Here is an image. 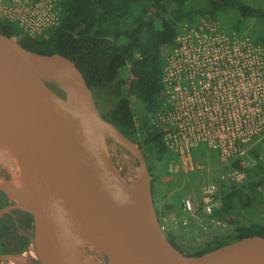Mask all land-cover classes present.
Instances as JSON below:
<instances>
[{
    "label": "water",
    "instance_id": "1",
    "mask_svg": "<svg viewBox=\"0 0 264 264\" xmlns=\"http://www.w3.org/2000/svg\"><path fill=\"white\" fill-rule=\"evenodd\" d=\"M39 66L55 74V84ZM119 148L138 165L133 183L119 169ZM0 153L6 179L13 174L25 186L38 264H81L66 246L64 223L104 248V264H264L260 234L198 255L175 247L160 226L142 149L101 115L76 62L1 32ZM6 179L0 190L7 194Z\"/></svg>",
    "mask_w": 264,
    "mask_h": 264
},
{
    "label": "trees",
    "instance_id": "2",
    "mask_svg": "<svg viewBox=\"0 0 264 264\" xmlns=\"http://www.w3.org/2000/svg\"><path fill=\"white\" fill-rule=\"evenodd\" d=\"M59 6V23L49 28L45 36L25 34L17 24L6 20H0V32L15 36L29 50L58 52L74 60L101 115L142 149L152 176L149 161L160 165L173 159L161 129L150 125L149 115L162 106V50L173 44L178 24L216 18L219 12L230 9L236 10L240 18H264V11L245 0H61ZM252 41L264 48V33ZM130 63L134 78L127 87L124 73ZM249 151L256 159L259 157L253 148ZM231 165L238 166L236 161ZM261 171L258 161L253 172ZM258 181L248 182L247 187L231 184L222 195L221 205L213 211L215 219L234 225L231 231L215 235L210 244L197 251L183 249L173 233H165L167 238L185 250L184 254L198 255L244 236H264V225L258 220H237L240 210L252 212ZM152 196L159 216L160 195L156 199L153 187Z\"/></svg>",
    "mask_w": 264,
    "mask_h": 264
},
{
    "label": "built area",
    "instance_id": "3",
    "mask_svg": "<svg viewBox=\"0 0 264 264\" xmlns=\"http://www.w3.org/2000/svg\"><path fill=\"white\" fill-rule=\"evenodd\" d=\"M60 1L0 0V20L30 36H45L59 23ZM163 55L162 106L152 114L151 125L161 129L173 155L170 169L202 168L192 154L201 143L222 161L243 153V143L264 130V48L202 21L182 27ZM229 175L239 181L244 172L234 169ZM216 190L214 183L203 187L205 203ZM183 204L191 208L188 199Z\"/></svg>",
    "mask_w": 264,
    "mask_h": 264
},
{
    "label": "rangeland",
    "instance_id": "4",
    "mask_svg": "<svg viewBox=\"0 0 264 264\" xmlns=\"http://www.w3.org/2000/svg\"><path fill=\"white\" fill-rule=\"evenodd\" d=\"M245 1L264 11V0ZM202 21H213L219 31L228 35H235L239 39L248 38L249 40H254V38L264 33V18L255 16L240 18L236 10L230 9L219 12L216 18H203L196 23H179L176 34L182 27L197 26ZM172 45L164 47L162 52H169ZM132 68L133 63H130L124 73V82L127 87L134 78ZM152 116L149 115L150 125ZM241 148L244 151L243 153H236L232 159L222 161L215 150L208 149L205 143H201L198 148L192 149V154L196 161L203 166L200 169L188 172H184L181 169L177 171L170 169V160H165L160 165L154 161H149L153 172V176L151 175V189L153 187L156 199L159 197L157 195H160L158 202V209L160 210L159 221L164 227V232L173 233L175 241L183 249L187 251L200 250L210 244L215 235L221 236L232 230L234 227L232 223L220 221L212 216L213 211L221 205L222 195L229 190L231 184L245 185L247 187L246 184L252 180L260 181L255 185L254 193L256 195L254 196L255 201L252 203V212L250 210H240L237 220L244 222L248 221V218H254L264 225V130L250 136ZM251 148L258 154L259 157L257 159L250 153L249 150ZM119 149L120 154L117 157L120 165L119 169L133 183L137 177L136 173L137 175L139 173L138 165L128 151L122 148ZM233 161H236L238 166H232ZM258 161H260L262 171L257 174L253 172V169ZM234 169L244 172V177L239 181L229 175ZM7 177L5 163L0 161V178L6 179ZM209 183L216 184V196L212 201L205 203L203 187ZM186 199L190 201V209H187L183 204V200ZM14 203L17 205L16 201ZM166 204H169L170 207L167 208ZM31 231L30 226H26V235H31ZM185 250L182 251L185 252ZM25 252L20 253L23 254L22 257L25 262L35 256L32 244L27 247ZM17 255L19 254H10L8 255L10 257L5 260L8 264H17L14 262V259H18Z\"/></svg>",
    "mask_w": 264,
    "mask_h": 264
},
{
    "label": "bare ground",
    "instance_id": "5",
    "mask_svg": "<svg viewBox=\"0 0 264 264\" xmlns=\"http://www.w3.org/2000/svg\"><path fill=\"white\" fill-rule=\"evenodd\" d=\"M38 69H39V72L42 74V76L46 80H48L49 82L53 84L56 83L57 81L56 76L50 69H48L45 66H39ZM0 161L4 162L6 166L5 159L3 158L1 153H0ZM136 176H137V173H136ZM2 184H3V187L6 189V192L9 198L12 201L14 200L17 202V205L15 206L20 207L21 209L27 210L28 202H27L25 186L23 184H19L17 182L16 177L13 174H10L9 179H6L5 181H3ZM137 188L140 190H143L142 186H138ZM138 201L140 203H143L141 199H138ZM61 228H62L63 235L65 237V243H66L67 248L70 250H75L77 252V255H78V258L81 264H104L106 252L104 248L98 242L91 240L88 243H84L83 237L74 236L73 234L74 228L72 224L64 223ZM22 255L23 254L17 255L18 259L17 260L14 259V262H16L17 264H36L38 262L35 256H33L30 260H28V262H25V259H23Z\"/></svg>",
    "mask_w": 264,
    "mask_h": 264
},
{
    "label": "flooded vegetation",
    "instance_id": "6",
    "mask_svg": "<svg viewBox=\"0 0 264 264\" xmlns=\"http://www.w3.org/2000/svg\"><path fill=\"white\" fill-rule=\"evenodd\" d=\"M26 226L32 229L29 212L16 207L14 201L0 190V263L8 264L5 260L8 255L24 253L31 246L30 235L25 233Z\"/></svg>",
    "mask_w": 264,
    "mask_h": 264
}]
</instances>
